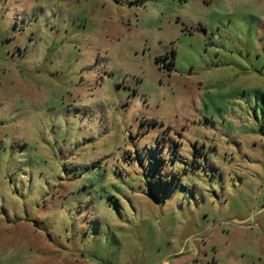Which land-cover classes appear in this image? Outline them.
Wrapping results in <instances>:
<instances>
[{
  "label": "rangeland",
  "instance_id": "rangeland-1",
  "mask_svg": "<svg viewBox=\"0 0 264 264\" xmlns=\"http://www.w3.org/2000/svg\"><path fill=\"white\" fill-rule=\"evenodd\" d=\"M0 264H264V0H0Z\"/></svg>",
  "mask_w": 264,
  "mask_h": 264
}]
</instances>
